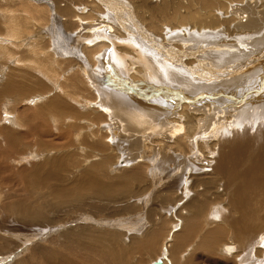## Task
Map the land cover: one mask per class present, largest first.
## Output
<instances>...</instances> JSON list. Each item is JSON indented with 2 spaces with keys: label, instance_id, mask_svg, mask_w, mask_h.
<instances>
[{
  "label": "rangeland",
  "instance_id": "1",
  "mask_svg": "<svg viewBox=\"0 0 264 264\" xmlns=\"http://www.w3.org/2000/svg\"><path fill=\"white\" fill-rule=\"evenodd\" d=\"M245 1L0 0V264H63L66 255L76 264H149L159 256L166 264H264V115L225 131L214 119L202 131L198 122L209 105L221 107L224 122L234 110L252 112V103L225 96L264 61L257 46L264 0L231 12ZM87 19L110 22L113 36L130 35L195 83L216 84L193 102L196 115L184 102V138L168 144L140 122L116 120L118 144L107 141L108 120L91 106L96 89L87 80L106 83L94 54L108 44L85 45ZM184 28L220 32L188 39ZM116 48L137 57L125 44ZM142 65L128 75L133 92H176L162 76L148 81ZM122 141L137 151L127 154ZM134 142L143 147L140 159L119 164L118 148L139 156ZM177 157L187 158L186 172Z\"/></svg>",
  "mask_w": 264,
  "mask_h": 264
},
{
  "label": "bare ground",
  "instance_id": "2",
  "mask_svg": "<svg viewBox=\"0 0 264 264\" xmlns=\"http://www.w3.org/2000/svg\"><path fill=\"white\" fill-rule=\"evenodd\" d=\"M106 2H108V1H106ZM250 2H248L246 0L244 2V4L233 5L232 9H231V12H234L236 14H240L241 11H244L246 8H248V6L252 7L253 4L250 3ZM101 5H102V3H101ZM85 8L84 9L82 8V10L87 12L86 11L87 8L86 9ZM85 12H82V14L85 13ZM111 13H112V11H111ZM104 16L107 18V20L109 19L111 22L114 21L113 17L110 15V13H108L107 10L104 12ZM113 16H115V15H113ZM119 16H121V15H119ZM129 18H130V16H129ZM116 20H117V18H116ZM117 21H119V20H117ZM102 23H104L102 20H100V22H95V21H93V19H87L84 22H82V29L80 31H82L84 33L85 32L90 33L91 37L90 38H86L87 40H86V42H84L85 45L86 46H90V48H93V47L95 48V46L99 47L98 44H108L107 48H103V47H102V49L99 48L100 50L96 51V53L94 54V59L97 62V65H96L97 68H99V69L101 68V70L103 68H105V71L107 72L106 73L107 80L105 81L106 83H104V80H103V82L101 80L99 81L98 77L96 75L93 76L92 74H91L92 75L91 76V80L90 81L87 80L89 86H91V87L94 86L95 89H96L95 93H96V96H97V98H96L97 100L94 101L93 103H91L92 104L91 106H94L95 109H97L98 111L102 112L105 115V117L107 118V120H108L107 129H109V131H110L109 133H111V134H109V136L107 138V141L109 143H112L113 145H114V143H116L115 142L116 140L119 141L120 136L118 134V129L116 127H113V125H116L115 124L116 120L121 121L123 124L125 122H129V123H133V122H137L138 123V122H140L138 125H141V126H144V127L148 128V129H150L152 134L156 133V134H161V135L165 136V138H166L165 140L167 141L166 143L173 142V141L176 142V141H179L178 139L184 138L186 136V132H187L188 127H189V126H187L186 121H185L186 120L185 117L187 118V116H185L186 112H185V115H184V113L182 111V109H184L187 106V104H185L184 102H186V103L188 102V104L190 106L189 109H192L193 113L196 115L197 114L196 110H198L199 107L198 106L195 107L193 102H196V101L199 102L200 100L205 98L202 95H206V94H208V92L213 91L212 89H214L216 84L212 85L213 82L212 83L211 82L205 83V82H201V81H198L197 83H195V81L193 79H188L189 76L186 77L181 72L172 69L171 65H169V64H167L165 62H164L165 64H163L161 60H159L157 58L156 59L153 58L151 56V53L146 54L144 50H140L139 47L137 48V45L135 44V42L133 40H131V38L129 37L130 35H127L128 37H126V38L124 37V39H118V37L113 36L111 31L114 29V27H111L112 24H110V22H105L104 25ZM106 23H108L110 25H108ZM111 28H113V29H111ZM115 29L118 30V27L115 28ZM9 31H12V36H14L16 34L17 29L14 26V27H12V30L10 28ZM182 31L188 33V39L205 38V37L210 36V35H216V33L219 34V32H220V31L218 32V30L215 33L214 32H209V31H204V32H199L198 31L197 32L195 30H187V28L182 29ZM179 32L178 33L176 32V33L179 34ZM262 38H261V41H259L258 45H257L258 41H256V40L254 41V43L260 48L264 47V34H263ZM121 44H125V45L129 46L130 49L136 53L137 57L132 59L131 57L128 56V54L126 56V53L124 54L122 51L121 52L117 51L116 47L118 45L120 46ZM147 50L148 49H146V51ZM243 52H245V51H243ZM132 56H134V55H132ZM231 56L234 57L235 54L234 53L233 54L229 53L227 60H229V57H231ZM127 60L131 63V65H129V67L127 66V64H128ZM136 63H140V64H143L145 66L144 67L145 68L144 71H146V74L149 75V76H146V77L149 78V80H148V78L145 77L146 78V80H145L146 82L145 83H147V80L154 83V80H152L153 77L158 78V76H162L164 79L160 80V81H162V82L165 81L168 85L174 87L176 89V92L178 91V92L181 93V95L184 94L185 96H181L180 94H175L176 92L172 93V94H168V93L167 94H160L159 91H157V92H153V91L149 92L146 88H145L146 90H144L147 93L146 95H141L139 93L136 94L135 92H133L132 87H135V86H134V81L132 80V78L130 76L133 75L132 67L135 66ZM261 73H264V61H263V64H262L261 67H259V68H257V70L253 71V75L249 78L248 82H246V80H245V82L242 83L239 80L240 78H237L238 80H234L233 82H239L240 81L243 85H241V87L238 86V85H235V87L232 89V91H231V93L229 95L224 93L226 97H228L232 101L236 102L235 105H237V106L239 104H241L242 100H243V102H242L241 105L244 104L245 100L248 101L247 104L249 102L252 103V105L249 104L251 106V107H249V109L251 108L250 109V111H252L251 113L243 112V114L241 113L243 117H240L239 115H241V114L237 113L238 110H234L235 112L231 116V119L229 121H227V122H224L223 120H221L222 118L220 117V114H222V113H220L221 112L220 111L221 107H215L214 105H209L210 107L208 108V110L212 111V112L211 113L208 112L209 115L204 116L205 118L203 120H202V117H201L200 120H198L200 130L202 131V128H204V125H206V122L209 123L210 119H214L213 123L216 125L215 127H217L216 128L217 131L220 128L223 129L224 131L226 129L228 130V128L231 125H235V124H238V123L240 125V124H242L244 122H249L250 119H251V121L258 120V121L261 122L262 116L264 115V113L262 111L263 108H264V105H262L260 103V101L264 98V88L261 89V85H260V81H263V79L261 77L262 76ZM129 74H130V76L128 78ZM84 77H86V76H84ZM150 77H152V78H150ZM244 78H243V80H244ZM122 80H123V82H121ZM158 81L159 80H157L156 82H158ZM192 81H194V82H192ZM140 84H144V83H140ZM233 84H236V83H233ZM154 85H152V86H154ZM162 85H163V83H162ZM155 88L157 90L156 86H155ZM151 90H153V89H151ZM164 91H166V90H164ZM255 92L257 94H254ZM188 93H191V94H188ZM195 97H197V99ZM208 97H209L210 100H212V98L210 96H208ZM190 99H192V100L189 101ZM221 99H219L220 102H222V100L224 98L222 100ZM232 101H229V102L231 103ZM230 105H232V103ZM225 111H227V109ZM227 113H229V112H227ZM240 122H242V123H240ZM117 123H119V122H117ZM224 126H226L228 128H224ZM212 127H214V126H212ZM131 131H132V129H131ZM135 132H137V131L135 130ZM212 138H214V137H212ZM125 143H126L125 141H122L121 143L119 142V144H121V146H123V144H125ZM136 143L137 144H135V142H134V144L136 145V148L137 149L140 148V151L143 150V147H141L140 143L139 142H136ZM189 143L193 144L194 140H191ZM116 144H118V143H116ZM135 145H133V146L135 147ZM125 147L127 149V150L125 149L127 151L126 152L127 154L131 153L133 151V149H135V148H131L129 144H127ZM125 150H124V148H121V150H120V148H118L119 161H118V157H117V162L119 164H121V165H123L125 163L127 164L128 162H133L131 160H133L135 158L136 159H140L139 157L142 156L141 153H143V151H144L143 150V151L140 152L138 150L139 154L137 152L135 154H138L139 156H137V155L134 156L132 154H131L132 155L131 156V155H127L126 153H124ZM124 154H126L127 157L123 158L122 155H124ZM210 154H211V152L210 153L208 152L207 155L210 156ZM146 155H148V154H146ZM212 156H213V154H211L210 157H212ZM121 157H122V160H120ZM131 158H133V159H131ZM144 159H146V158H144ZM177 160H178V162L180 164H182L184 166V169H185V172H186V168L185 167H186V164H187V158L184 159V158H181V157H177ZM140 161H142V160H140ZM140 161H139V163H140ZM129 164H131V163H129ZM126 166H128V165H126ZM215 208L217 210V207H215ZM218 213H219V211H218ZM228 246L230 248L231 247L235 248L234 245H232V244H229ZM230 248L228 249V251L230 250ZM225 250H226V246H225ZM46 255H47V253H46ZM158 258L161 260V264H166V256L165 257H160L159 256ZM158 258L154 259V261L157 260ZM65 260H66L67 263H64L62 261H61V263H63V264H76L75 261H73V259H70L68 255H66ZM152 262L153 261H151L149 264H151Z\"/></svg>",
  "mask_w": 264,
  "mask_h": 264
},
{
  "label": "water",
  "instance_id": "3",
  "mask_svg": "<svg viewBox=\"0 0 264 264\" xmlns=\"http://www.w3.org/2000/svg\"><path fill=\"white\" fill-rule=\"evenodd\" d=\"M151 264H161V260L158 258L157 260L153 261Z\"/></svg>",
  "mask_w": 264,
  "mask_h": 264
}]
</instances>
